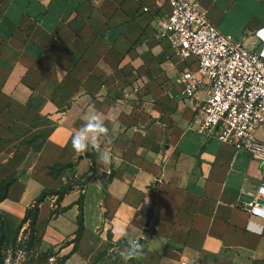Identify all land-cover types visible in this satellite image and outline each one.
<instances>
[{
    "label": "crops",
    "instance_id": "1",
    "mask_svg": "<svg viewBox=\"0 0 264 264\" xmlns=\"http://www.w3.org/2000/svg\"><path fill=\"white\" fill-rule=\"evenodd\" d=\"M199 2L264 52V0ZM169 11L161 0H0V183L13 177L0 212L17 225L43 190L80 179L39 205L38 247L68 255L62 264L103 251L99 264H264V218L242 207L264 165L199 131L197 99L174 83L185 63L156 37ZM92 114L107 132L81 154L71 137Z\"/></svg>",
    "mask_w": 264,
    "mask_h": 264
},
{
    "label": "built area",
    "instance_id": "2",
    "mask_svg": "<svg viewBox=\"0 0 264 264\" xmlns=\"http://www.w3.org/2000/svg\"><path fill=\"white\" fill-rule=\"evenodd\" d=\"M161 2L170 11L157 20L156 37L185 63L174 83L186 98L197 99L199 131L264 165V141L257 135L264 127V52L222 32L199 0ZM242 207L264 218V185Z\"/></svg>",
    "mask_w": 264,
    "mask_h": 264
},
{
    "label": "rangeland",
    "instance_id": "3",
    "mask_svg": "<svg viewBox=\"0 0 264 264\" xmlns=\"http://www.w3.org/2000/svg\"><path fill=\"white\" fill-rule=\"evenodd\" d=\"M71 182L80 183L81 180L72 179ZM38 235L30 232L28 223L18 228V224L9 225L0 218V264H57L64 255L57 257L42 252L37 246Z\"/></svg>",
    "mask_w": 264,
    "mask_h": 264
},
{
    "label": "trees",
    "instance_id": "4",
    "mask_svg": "<svg viewBox=\"0 0 264 264\" xmlns=\"http://www.w3.org/2000/svg\"><path fill=\"white\" fill-rule=\"evenodd\" d=\"M62 168H66V166H62ZM51 169L55 170L56 168L52 167ZM12 180H13V177H9V178H6V179L1 181V183H0V202L7 197V191H8L9 185L11 184ZM71 180H68L65 184H63L62 186H60L57 189H45V190H43L41 192V194L39 195V197L36 199L35 203L31 207H29L27 209V212H26L25 216L22 218V220L18 224V228L23 226L25 223H28V228L30 229V232L38 234L39 232H38V229L36 227V224H37V219H38L39 210H40L39 209L40 203L49 195H56L57 196V201L62 199L63 196L65 194H67L68 192H70L74 188V186L76 184H79L78 182H71ZM81 202H82L81 199H79L78 203L80 204L81 211H80V214H79L78 219H77L78 227H77V230L75 231V237L73 238L74 247H73L71 252L76 250L78 241L81 238V236L83 234V231H84V220H83ZM54 212H56V210L53 211L52 214H54ZM0 218L5 219L3 217V215L1 214V212H0ZM40 240H41L40 236L38 235V237H37V246H39ZM32 244H33V242L31 241V245ZM42 252H47L49 254L53 253L54 255H56V253L54 251H52V250H46V251H42ZM104 253H105L104 251L99 253L95 257V259L92 262L88 263V264H96V263L99 264L100 263V259H101L102 255ZM0 256L2 258L1 250H0ZM67 256L68 255L62 256L60 258V261L57 262V264H62Z\"/></svg>",
    "mask_w": 264,
    "mask_h": 264
},
{
    "label": "clouds",
    "instance_id": "5",
    "mask_svg": "<svg viewBox=\"0 0 264 264\" xmlns=\"http://www.w3.org/2000/svg\"><path fill=\"white\" fill-rule=\"evenodd\" d=\"M107 129L95 114L88 116V124L81 131H77L71 137L72 147L79 153H84L89 149V139H91L92 147H98L96 137L100 133H106ZM99 159H103V162L107 164L110 161V153L105 149L102 151V155ZM125 228L123 225H118L115 229V236L122 237L125 236ZM138 244H132V246L127 251V256L125 258L131 257L136 254L138 249Z\"/></svg>",
    "mask_w": 264,
    "mask_h": 264
}]
</instances>
